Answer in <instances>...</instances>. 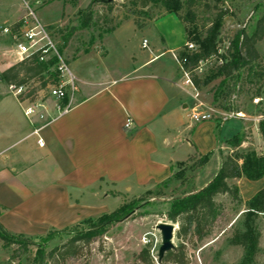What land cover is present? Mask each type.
Segmentation results:
<instances>
[{
    "label": "crops",
    "instance_id": "crops-1",
    "mask_svg": "<svg viewBox=\"0 0 264 264\" xmlns=\"http://www.w3.org/2000/svg\"><path fill=\"white\" fill-rule=\"evenodd\" d=\"M171 17L177 18L167 14L147 23L155 26L162 46L156 48L144 39L148 48L141 45L140 49L150 53L141 65L98 83L80 79L68 113L53 117L56 101L52 100L45 103L48 122L34 120L33 125L26 119L24 145L13 154L2 155L0 189L11 191L18 175L38 187L12 206L0 199V223L9 233L36 237L110 213L109 198L122 203L126 193L129 198L157 186L172 177V167L196 154L219 152L218 164L215 167L214 161L208 169L209 162L193 174L186 194L202 190L217 175L223 146L216 124L193 123V102L183 104L166 74L146 70L162 55L178 53L186 45L183 25L181 48L165 33L163 22ZM130 21L122 22L112 33ZM102 46L106 58L108 51ZM154 51L159 54L155 56ZM133 60L137 62L136 57ZM185 87H181L183 91ZM128 119L132 121L130 131L125 128ZM5 137L0 135V140ZM242 180L246 179L230 182L239 186Z\"/></svg>",
    "mask_w": 264,
    "mask_h": 264
},
{
    "label": "rangeland",
    "instance_id": "rangeland-1",
    "mask_svg": "<svg viewBox=\"0 0 264 264\" xmlns=\"http://www.w3.org/2000/svg\"><path fill=\"white\" fill-rule=\"evenodd\" d=\"M262 2L264 0H225L223 6L225 9H230L233 16L225 19L223 35H232L235 31H232L230 27L238 24L243 25L244 23L247 24V31H250L262 12L261 8L257 9V6ZM92 3L93 0H0V74L25 58L16 53L14 41L8 35L3 34V29L10 27L13 22L23 19L29 12L28 7L35 13L43 26L47 29L53 27V30H49L52 31L57 47L68 61L70 71L77 79V86L80 85L78 82L80 79L98 83L118 77L120 74L129 71L133 66L141 65L148 59L150 53V51L140 49L144 39H147L151 46L156 45V48L162 46L158 44L159 38L152 23L147 24L142 29H138L134 24V18L130 14L132 9L130 0H114L113 11L110 13L107 8L96 4L93 8L94 17H101V15L105 17L107 15L106 18H103L97 26L91 25L87 29L78 30L75 35L70 37L68 43H65L60 35L57 34V30L78 27L79 12L90 7ZM127 15L129 17L126 20L132 19L133 21L124 23L120 29L108 36L104 37L101 34L113 24L126 21L122 19ZM204 17L205 15L200 14L199 20ZM107 19H112L113 23L108 22L109 20L107 21ZM163 25V29L170 37L173 45H179V48H181V44L184 43L183 40L185 39V30L183 31L182 24L177 18L171 17L164 20ZM102 44L108 51L106 58L102 55L104 50ZM227 48V45L224 44L220 54L224 55ZM257 49L259 52L264 53V41L259 43ZM158 54L154 51L155 56ZM176 54L177 50H174L173 53L162 55L146 70L155 69L156 72L166 74L172 80L174 89L181 95L183 104H189L194 102L193 96L195 93L193 90L195 89L194 87L186 86L184 88L185 91L182 90L184 78L180 71H177L179 66L173 59ZM134 57L137 58V62L133 60ZM219 63L220 60L218 58L210 59L199 66L200 68L195 73L200 77H205ZM220 81L219 79L202 90H197L200 100L214 107L213 100ZM31 87L38 88L40 83L38 81L30 83L28 87L23 88L22 93ZM49 89L48 86L44 90L37 91L35 95L31 96L29 102L50 103L55 100L50 96ZM18 95L17 91L10 90L3 80H0V135L6 136L0 140V162L2 155L6 153L13 154L24 145L23 141H21L27 132V118L24 111L28 107L29 102L21 101L18 99ZM252 101L253 99L250 101L245 95L241 96L236 101V106L247 118L229 119L221 124L220 129H218V135L222 139L224 155L232 153V148L227 144V140L242 132L246 134L247 138L240 149L255 150L258 153L263 152V141L258 136L257 131L259 124L252 121L253 117L261 114V109L255 108ZM24 102L26 104H23ZM39 112L45 113V110L40 109ZM59 114L57 109L53 108L51 115L54 117ZM45 119H47V115H45ZM44 122H48V119L40 121V123ZM10 145L12 146L9 147ZM216 157H219V152L215 155L210 154L207 162V164L210 162L208 169L214 166V161L215 167L217 166ZM182 172V169L176 168L167 187L154 186L139 195L129 198H127L129 193H126L122 202L139 201V207L135 209L134 213L123 222L110 226L105 237L100 242L92 244L89 251L84 250L80 258L68 260L64 264H142L137 261L136 255L146 246L151 247L150 253L154 260L153 264H161L158 260V253L162 240L161 233L157 230V225L160 223H172L167 217L171 202L188 190V184L192 176L188 172L180 175ZM183 175L187 178L185 183L183 180V182L178 180V177ZM14 178L16 179L11 185V191L4 188V190L0 189V199L6 205L12 206L18 203L21 197L23 198L26 194L34 192L38 187L31 180L23 182L24 177H21V175ZM230 184L232 183L230 182ZM237 187L243 202L246 203L251 201L264 188V180H242ZM217 201L225 207V214L221 218L219 228L215 230L209 240L200 243L196 248L190 244L187 245L188 264H241L242 262L244 256L242 248L231 246L229 239L234 229L241 227L242 215L246 208L243 205L235 206L231 204L228 197H220ZM121 204L120 200L111 197L106 206L109 212L112 213ZM99 217H94L93 219L96 220ZM259 228L262 237L260 240V251L255 264H264L263 216L260 217ZM51 230L61 229L53 228ZM177 230L173 239L175 247L179 245V241L176 238ZM48 232L36 237L26 236L28 237L27 241L30 242L27 253H23L22 248L18 244L5 247V243L0 239V264H34L39 249L43 248L49 252L55 247L65 244L69 239L65 235H53L52 233L48 234Z\"/></svg>",
    "mask_w": 264,
    "mask_h": 264
},
{
    "label": "trees",
    "instance_id": "trees-1",
    "mask_svg": "<svg viewBox=\"0 0 264 264\" xmlns=\"http://www.w3.org/2000/svg\"><path fill=\"white\" fill-rule=\"evenodd\" d=\"M113 1L93 0L90 7L79 12L78 27L59 29L57 34L68 43L70 37L78 30L87 29L91 25L97 26L107 15L94 17V6L102 5L110 13L113 11ZM224 1L130 0L132 5L130 14L134 18L135 25L140 29L167 14H174L184 26L186 45L193 44L196 47L195 51H189L185 45L177 53L179 60H186L183 67L190 73L194 88L198 91L202 90L220 79L213 104L214 107L230 112L240 111L236 101L241 96L245 95L251 101L253 97L262 96L264 93V56L257 50V45L264 41V2L257 6L262 12L250 31L237 30L228 37L223 35L224 22L226 18L232 17L233 13L230 9L224 8ZM200 14L205 15L201 20H199ZM128 17L127 15L122 20ZM107 21L113 23L112 19ZM21 23L22 19L11 24V31L17 32ZM121 23L120 21L113 24L101 34L104 37L111 34ZM49 29L53 30V27ZM227 40L229 47L225 54L221 55L219 49ZM217 58L221 63L205 77H200L194 72L201 62ZM56 63V58L41 62L39 53H35L3 71L0 77L8 87L16 89L28 87L30 83L38 81L40 87H31L18 95V99L26 101L37 91L44 90L50 84L57 82L58 77L53 69ZM260 113L264 117L263 108ZM215 124L216 128L220 129L221 124L219 122ZM258 131L264 146V120L259 123ZM246 138V134L242 132L227 140L232 153L224 155L223 151H220L222 156L220 170L205 188L192 194L184 193L172 200L167 217L173 224L178 225L176 238L179 245L165 254L161 264H188L187 245L196 248L213 236L225 214L224 205L217 201L220 197H228L231 204L243 205L246 208L242 215L241 227L234 229L229 244L242 248L244 256L241 264H255L262 237L259 220L261 216L264 217V188L251 201L244 203L239 188L230 184V181L242 178L248 181L264 180V147L262 153L240 149ZM210 154H196L186 162L177 163L172 167V173L174 174L176 168H179L183 170L180 175L188 172L193 176L207 164ZM171 178L157 186L167 187ZM178 178L184 183L187 179L184 175ZM138 207L139 201H125L112 213L103 214L96 220L88 218L74 226L49 231L48 234L65 235L69 239L65 244L49 252L43 248L39 249L34 264H64L68 260H77L84 250L89 251L92 244L100 242L105 237L110 226L123 222ZM27 238L24 234L9 233L0 223V239L5 243V247L18 244L22 252L27 253L30 244ZM150 251L151 247L146 246L136 255L137 261L142 264H153Z\"/></svg>",
    "mask_w": 264,
    "mask_h": 264
},
{
    "label": "built area",
    "instance_id": "built-area-1",
    "mask_svg": "<svg viewBox=\"0 0 264 264\" xmlns=\"http://www.w3.org/2000/svg\"><path fill=\"white\" fill-rule=\"evenodd\" d=\"M29 12L22 19L21 26L17 32L13 33L10 27L3 29V34L8 35L14 41L16 53L22 57L29 58L35 53H39V61L48 62L52 58L57 59V63L54 66L55 74L58 77L57 82L49 85V94L57 102L55 104V109L63 115L68 113L73 106L75 94L77 91V79L72 74L69 68L68 61L64 58L62 52L57 47L56 42L53 39L52 31L43 26L40 21L37 19L35 13L28 7ZM232 31L244 30L247 29V24L236 25L230 27ZM229 37V35H228ZM229 47L228 40L224 43ZM189 51H195L196 47L193 44L186 45ZM142 48H148V41L143 40ZM221 49H219V53ZM175 61L179 66V71L184 78V85L189 87H194L192 83V78L188 70L183 67V64L186 62L185 59L182 61L178 59V54L173 56ZM209 60L205 61L208 62ZM204 62H201L199 66L203 65ZM221 63V60H220ZM198 66L197 69L200 67ZM195 69L194 72L197 71ZM12 91H17L19 95L22 93L23 88H14L9 87ZM195 89V88H194ZM24 92V91H23ZM194 102L190 108V119L193 123L198 124L202 122L213 121L214 123L219 122L223 124L229 119H246V115L242 111H230L224 112L223 110L213 107L206 104L200 100L199 94L195 89V94L193 96ZM29 102V100H26ZM24 102V103H26ZM28 104V103H27ZM252 104L257 109L264 108V93L262 96H256L253 98ZM40 109H46L45 103L38 102H29L28 107L25 109V117L30 121L31 124H34V120L45 121V114L39 112ZM264 117L260 114L252 118V121L259 124ZM132 126L131 119H128L125 125L127 131H130ZM40 128L35 129L34 133H38ZM40 146H43L42 140L38 141ZM147 243V242H146Z\"/></svg>",
    "mask_w": 264,
    "mask_h": 264
},
{
    "label": "water",
    "instance_id": "water-1",
    "mask_svg": "<svg viewBox=\"0 0 264 264\" xmlns=\"http://www.w3.org/2000/svg\"><path fill=\"white\" fill-rule=\"evenodd\" d=\"M112 1V0H109ZM1 80V79H0ZM178 226L173 223H160L157 230L161 233L162 244L158 253V260L161 263L165 254L175 248L173 243L174 235Z\"/></svg>",
    "mask_w": 264,
    "mask_h": 264
}]
</instances>
